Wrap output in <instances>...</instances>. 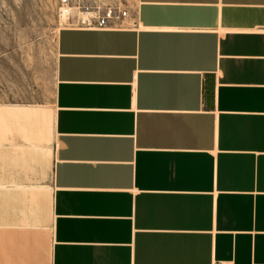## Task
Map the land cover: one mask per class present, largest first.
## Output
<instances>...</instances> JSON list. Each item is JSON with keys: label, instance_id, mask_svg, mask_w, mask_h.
I'll use <instances>...</instances> for the list:
<instances>
[{"label": "crops", "instance_id": "crops-1", "mask_svg": "<svg viewBox=\"0 0 264 264\" xmlns=\"http://www.w3.org/2000/svg\"><path fill=\"white\" fill-rule=\"evenodd\" d=\"M129 21L57 30L46 208L0 184V264H264V0Z\"/></svg>", "mask_w": 264, "mask_h": 264}, {"label": "rangeland", "instance_id": "rangeland-1", "mask_svg": "<svg viewBox=\"0 0 264 264\" xmlns=\"http://www.w3.org/2000/svg\"><path fill=\"white\" fill-rule=\"evenodd\" d=\"M56 4L0 0V184L41 189L45 208L55 143Z\"/></svg>", "mask_w": 264, "mask_h": 264}, {"label": "built area", "instance_id": "built-area-1", "mask_svg": "<svg viewBox=\"0 0 264 264\" xmlns=\"http://www.w3.org/2000/svg\"><path fill=\"white\" fill-rule=\"evenodd\" d=\"M136 0H57L60 27L88 30L128 29ZM58 28V29H59Z\"/></svg>", "mask_w": 264, "mask_h": 264}]
</instances>
